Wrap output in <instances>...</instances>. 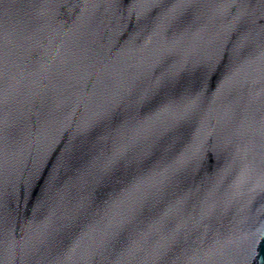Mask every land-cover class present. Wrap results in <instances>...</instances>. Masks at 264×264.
<instances>
[{"label": "water", "instance_id": "water-1", "mask_svg": "<svg viewBox=\"0 0 264 264\" xmlns=\"http://www.w3.org/2000/svg\"><path fill=\"white\" fill-rule=\"evenodd\" d=\"M0 264H264V0H0Z\"/></svg>", "mask_w": 264, "mask_h": 264}]
</instances>
